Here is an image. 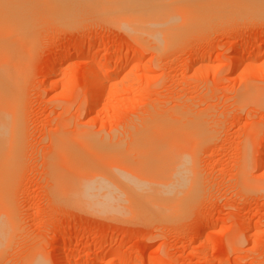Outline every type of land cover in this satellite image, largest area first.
<instances>
[{"label":"rangeland","instance_id":"obj_1","mask_svg":"<svg viewBox=\"0 0 264 264\" xmlns=\"http://www.w3.org/2000/svg\"><path fill=\"white\" fill-rule=\"evenodd\" d=\"M221 1H229L232 7V0ZM251 1H232L243 6L241 10L234 7L229 15L228 5L221 2L223 11L228 7L227 14L201 17L204 21L197 19L198 24H189L163 46L150 34H134L135 30L113 23L97 9L89 8L86 14L88 6L81 7L84 10L79 14L76 7L77 18L69 25L64 24L67 17L62 16L60 22V17L52 19L43 13L42 18L27 23L23 45L29 51L25 50L28 58L22 62L28 70L19 83L23 112L20 169L9 193L12 218L0 246V264L38 258L44 264H64L68 256L73 259L69 264H133L116 258L115 251L129 252L143 259V264H209L215 260L264 264V45L259 47L264 44V0ZM257 4L263 8L259 12ZM245 5L251 8L246 10ZM9 10L4 11L8 17ZM234 11L243 12L236 16ZM86 45L93 50L81 55ZM258 47L261 55L256 56ZM124 55L131 56L130 60L119 61ZM103 57L112 59L104 96L88 111L82 65ZM240 58L244 61L237 65ZM164 111L187 113L203 124L194 126L201 128L194 153L198 194L180 214L182 218H156L128 209L94 212L74 195L52 191L58 147L70 145L79 151L86 168L92 164L90 152L94 154L89 149L93 147L84 143L87 139L128 151L132 157L131 142L153 128L142 129L139 123L151 113ZM103 157L98 155L100 161ZM110 162L101 164L110 166ZM91 235L97 241L73 251L77 242L83 245ZM105 242L112 249L101 253L99 246Z\"/></svg>","mask_w":264,"mask_h":264},{"label":"bare ground","instance_id":"obj_2","mask_svg":"<svg viewBox=\"0 0 264 264\" xmlns=\"http://www.w3.org/2000/svg\"><path fill=\"white\" fill-rule=\"evenodd\" d=\"M13 1H15L14 6ZM13 1L0 0V244L6 235L5 229L11 223L10 219L12 217L11 213H9V200L11 199H9V193L14 189L19 171L18 169H20L21 143L23 140V117H21V113L23 112H21L22 95L20 96L19 83L25 77L26 71L28 70V64L22 62L25 60L24 57H27L26 51H29L27 50V46L23 45V41L25 40L23 36L24 31H28L25 26H27L31 20L32 23L34 19L37 20L40 19L39 17L42 18L41 13H43L45 16L51 17L52 19L60 17V22L62 16H64V18L67 17L66 20L68 19L69 21L67 20V23H64L63 21L65 19L62 18V24L69 25L73 18H77L75 17L76 10L78 13V11H83L85 9L86 12V10L92 8L101 11V14L103 13L105 14L104 16L113 20V23L116 21V23H121L127 29L135 30L133 32L134 34H136V31L150 34L156 42L160 43H158L159 45L163 46V43L166 41V45H168V42L174 41L173 38H175L174 36L177 35L178 32H184V29H187V26L196 22L197 19L201 17L206 18L213 13H222L224 8L222 3H225L226 6L228 5L230 10L228 11V7H226V11H223V14L224 12L227 14L228 11V15L230 12L233 13L231 9L233 10L234 7L235 9L236 7L240 8L241 6L240 4L239 6L236 5L238 3L237 0L236 4L232 2H235V0H230L232 7H230L229 1L222 2L221 0ZM249 1L251 0H248V2ZM252 1L251 3H253ZM257 2L258 0L255 3ZM8 3H12L9 5L13 10H9ZM41 4L44 5L43 9L45 8V11H43ZM36 5L38 6L39 13L35 12L37 8ZM261 5L264 6V4ZM84 6H88V9L85 7L79 10ZM247 6L248 5H245L246 10L248 7L251 8ZM33 7H35V9ZM261 7L262 6L259 5L257 12L263 9H260ZM40 9H42V11H40ZM5 10H9L10 17L7 15L8 12H4ZM246 10L244 11L246 12ZM254 10L255 9H252V11ZM248 11L247 13L251 12ZM69 12L70 14L72 12L73 14L71 15L74 17L69 16ZM241 12L243 11H240V14ZM87 13L88 12H86V14ZM89 13L91 12L89 11ZM234 13L236 16L239 14V12L237 13L235 11ZM244 13H242V15ZM252 13H250V15ZM96 15L97 14H95V16ZM102 16H100L99 13L98 17ZM51 18L49 19L50 21H52ZM219 18H222V16ZM202 20L204 21V19ZM171 36H173V40ZM142 39L143 38H141V40ZM148 40L151 41L150 38ZM154 44L156 45V43ZM150 45L152 46V44ZM262 45L264 44L261 42L259 47L261 48ZM259 47L256 48L257 50L254 53L256 56L261 55V49ZM92 50L93 47L91 45H86L80 54L87 55ZM130 57L131 56L128 57L124 55L119 58V61L127 62ZM96 59L97 58H93L84 61L82 65V77L86 84L85 86L88 88L86 89L89 94L85 103L88 111L92 110L104 96L105 79L112 66V59L110 57L100 58L99 61ZM243 61L244 59L240 58L237 65H240ZM100 70L103 72L100 73ZM20 86L23 88V84ZM22 92L21 90V94ZM169 112L168 114L166 112L151 113L144 121L141 120L142 122H140L141 124L139 123L138 126H142V129L143 126L144 129L148 128L146 126H153V128L147 129L144 136L136 140L137 142H131L129 149H132V157L130 153L127 154L128 151L124 152L120 149H110L111 147L107 148L96 142L93 143L92 141H88L87 139L84 143L93 147L89 149L94 152L95 156L91 154V152L90 154L88 153L89 159L92 160V164H90V167L86 168V166H83L86 162L85 158H83V154L70 148V145L58 147L55 156L53 155L56 165H53V179L50 185L52 191L55 190L60 195H67L70 197L74 195L73 197H75V199L84 204L82 205V203H80L84 208H90V210L94 212H106L109 214L128 209L130 211H139L156 218H170L172 216H175V218L178 216L179 218L181 213L182 215L185 213L186 206L190 204V201L194 200L196 197L195 195L198 194V178L196 179L197 176L195 174L196 163L194 164V153H196L195 149L197 151V144L199 145V141L197 142V130L201 128H196L194 126H203V124L199 121L198 117L194 118L193 115L189 116L187 113L178 112L169 114ZM137 132L138 131H136V133ZM135 137L137 138L138 136ZM90 140H92V138ZM86 154L87 152L85 155ZM90 155H93L95 159H93V156L90 158ZM98 155H105V157L101 159L102 162L99 160ZM107 160H111L110 166L101 164ZM122 203L128 204L127 208L121 206ZM136 204H140V206H136ZM140 215L139 213L138 216L140 217ZM142 216L143 215H141V217ZM95 240L96 236L91 235L88 237L85 244L82 245V243L77 242L73 251L79 250L80 247L87 249ZM2 244L0 246H2ZM99 248V252L108 253L112 249V246L110 243L105 242V244L100 245ZM97 255L98 253H96V257ZM114 256L116 258L118 257L119 260L134 261L132 262L133 264L144 263L143 259H136L129 252L124 253L123 251H115ZM38 259H28L29 261L23 264L45 263L42 259ZM70 259L71 258L68 256L66 259L67 261L64 260V262L66 261L64 264H69V262L73 260L70 261ZM152 261L154 262L155 260L153 259ZM211 261H208V263ZM226 261L228 260L220 263V260L218 262L215 260L214 263L212 262L209 264L231 263V261L229 263Z\"/></svg>","mask_w":264,"mask_h":264}]
</instances>
